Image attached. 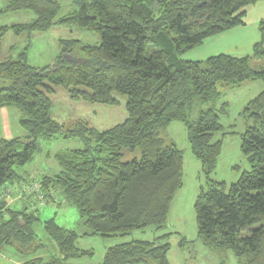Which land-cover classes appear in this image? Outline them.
I'll list each match as a JSON object with an SVG mask.
<instances>
[{"label":"trees","instance_id":"16d2710c","mask_svg":"<svg viewBox=\"0 0 264 264\" xmlns=\"http://www.w3.org/2000/svg\"><path fill=\"white\" fill-rule=\"evenodd\" d=\"M6 14L29 13L31 22L0 26V56L6 35L48 33L56 26H75L96 33L100 45L61 40V53L49 67L35 68L27 49L14 61L0 62V108H16L24 138L0 139V196L6 187H21L18 169L38 154L42 140L58 135L80 139L83 147L55 155L60 172L41 178L43 192L60 193L76 207L87 231L80 235L55 220L44 229L72 264L94 253L80 250L81 236L127 237L132 232L161 229L170 217L172 201L184 186V156L162 133L182 123L192 155L201 163L207 191L196 199L198 237L217 254L231 252L240 264H264V88L245 106L242 153L251 171L228 186L211 178L217 170L223 140L233 132L221 125L228 104L217 108L226 88L249 82L264 84L262 41L252 57L216 56L201 62L181 57L208 39L244 25L242 11L264 0H71L74 11L61 15L56 0H7ZM158 50L151 52L152 47ZM15 49V47H14ZM64 88L71 100L118 106L115 95L127 98L128 118L122 125L98 131L78 121L63 127L52 115L51 96ZM210 105L196 122L193 107ZM222 138L216 140V135ZM0 248L35 255L45 246L34 232L39 211L20 210L0 199ZM170 234L153 241H132L107 250L102 264H170ZM29 264H43L37 259Z\"/></svg>","mask_w":264,"mask_h":264},{"label":"rangeland","instance_id":"374dc122","mask_svg":"<svg viewBox=\"0 0 264 264\" xmlns=\"http://www.w3.org/2000/svg\"><path fill=\"white\" fill-rule=\"evenodd\" d=\"M62 5L61 15L65 16L74 11L71 0H56ZM7 0H0V8L4 7ZM34 16L29 13H13L6 14L0 18V26H14V24H25L31 22ZM79 40L81 44L100 45L101 38L96 33H92L86 29L75 26H56L49 30L48 33L33 34L31 38L27 35L18 37L9 33L6 35L2 43V52L0 62L4 60L14 61L18 55L27 49V58L29 63L39 69L49 67L54 64L61 53V40ZM15 47V49H14ZM158 50L152 47L151 52ZM264 68V59L260 61ZM264 88V84L260 82H249L242 87L236 89L226 88L223 90L222 97L217 102V108L224 104H228L227 116H221V125L233 135H228L223 140V148L221 156L217 163V170L211 176L215 182H223L230 186L240 180L244 172L251 171L247 158L242 153V135L245 133V121L241 114L245 106L251 100L259 96ZM118 106H105L102 104L93 105L82 101L73 102L64 88H55V94L50 98L52 101L53 118L63 127H71L78 121L86 122L98 131H107L111 128L122 125L128 118L126 110L127 98L115 95ZM211 108L210 105H201L197 103L192 110L190 121L196 122L203 110ZM17 109H10L9 129L13 133V139L24 138L26 131L20 127L18 121ZM2 127V125H1ZM0 127V136L2 130ZM162 136L167 141H172L178 146L184 156V186L177 193L170 211V217L167 223L161 228H150L147 230H139L130 233L127 237L116 236L114 238H101L100 236L87 237L83 236L79 239L78 248L94 253L93 258H83L75 261L76 264H102L106 252L109 248L119 244H125L132 241H153L163 235L170 234L169 243L171 251L168 255L170 264H240L239 260L232 254H217L211 249L203 246L198 237L197 215L195 214V204L197 197L207 191V179L204 178L201 163L192 155L190 144L188 143V134L185 126L181 123H173L166 129ZM222 138V134L216 135V140ZM1 139V138H0ZM83 144L80 139H67L64 135H58L53 140H42L39 143L38 154L31 162L18 169L19 173H25L27 178L38 180L43 178L45 174L55 176L59 174L60 167L55 161L54 156L61 152L69 150L81 149ZM14 194V186H11ZM59 204H64L60 209L57 204L49 203L42 206L34 198H27L24 204L16 205L14 209L25 207V202L30 206L35 203V209L40 213L41 223L36 224L35 232L37 237L42 240L44 237V224L49 219L56 220L59 226L66 229H73L83 234L82 217L76 207L66 205L60 193ZM15 197V196H14ZM14 206V204L12 203ZM42 242V241H41ZM74 262V263H75Z\"/></svg>","mask_w":264,"mask_h":264},{"label":"crops","instance_id":"0c3cea01","mask_svg":"<svg viewBox=\"0 0 264 264\" xmlns=\"http://www.w3.org/2000/svg\"><path fill=\"white\" fill-rule=\"evenodd\" d=\"M242 13L245 14L243 26L236 27L233 30L224 32L221 35L214 36L206 40L201 45V47L190 50L189 53L183 55L181 59L184 62H201V61H206L208 59H211L216 56H221V55H227L234 59L236 58L244 59V58L252 57L254 54V49H255L254 47L258 45L262 41V38H263L261 30H260V23L264 21V1H259L255 5H250L246 7L242 11ZM263 59L264 57H261L255 61L256 66L258 68L263 67L260 64V61ZM10 109L11 108L9 107L0 108V127L2 125L1 129H3L2 130L3 133L0 136V138L5 139V140L13 139V133H11L9 129ZM19 175H22L25 179L23 180L21 187L14 186L15 189H14L13 196H15L14 198H18V199L15 200V202L13 203L14 206L10 202L11 204L9 205V207L12 209H14L16 205H20L21 203L24 204L23 202L25 198H22L23 188H24L23 185L26 182H31V180L27 178V175H25V173H19ZM55 176H49L48 174L44 175V177H52V178H54ZM63 200H64L63 202L66 205H71L69 202L65 201L64 198ZM63 205L64 204L62 205L57 204V206L60 209L63 207ZM22 209L23 208H21V210L20 209H15V210L22 211ZM39 219H40V213H39ZM50 220H54V219H49L47 221H50ZM82 222H83V225H82L83 234H81L77 230H73V229H70V230L76 231L80 235H84L87 231L84 228L83 219H82ZM43 224L45 223L43 222ZM35 226H34V232H35ZM40 241H42L41 243L45 246V248L35 253V255L22 256L19 253H17L13 247H10L9 245H3L0 248V264H29L37 259H40L43 262V264H54L56 260L59 261V260L64 259V256L61 255L60 253L59 246L51 239L48 232L46 231L44 232V237ZM72 264H76V262L75 263L73 262Z\"/></svg>","mask_w":264,"mask_h":264},{"label":"built area","instance_id":"2783aa9c","mask_svg":"<svg viewBox=\"0 0 264 264\" xmlns=\"http://www.w3.org/2000/svg\"><path fill=\"white\" fill-rule=\"evenodd\" d=\"M41 179L38 180H32L31 182L24 183L23 188V195L22 198H25L24 201H26L27 198H34L37 202H39L42 206H45L46 204L53 203L58 204L60 198H58L57 195H52L50 197H47L45 192H43V187L41 186ZM0 199L3 201H6L8 203V207L11 203H14L15 200L18 198H14L13 191L11 187H6L3 189L2 194L0 196ZM11 202V203H10ZM25 205H28V202H25ZM29 206V205H28ZM30 209H35V203L33 202L30 206ZM3 211L0 210V213Z\"/></svg>","mask_w":264,"mask_h":264}]
</instances>
